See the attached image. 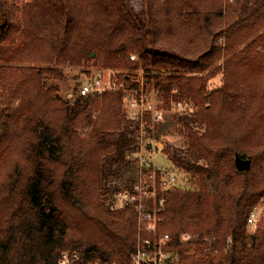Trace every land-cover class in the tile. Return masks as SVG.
<instances>
[{
  "label": "trees",
  "instance_id": "1",
  "mask_svg": "<svg viewBox=\"0 0 264 264\" xmlns=\"http://www.w3.org/2000/svg\"><path fill=\"white\" fill-rule=\"evenodd\" d=\"M92 63L116 71L114 88L72 101L46 82ZM213 69L224 82L210 90ZM139 70L194 105L175 116L187 147L165 152L195 188L165 190L159 172L152 188L144 170L147 209L174 236L166 249L179 264H264V222L248 230L264 197V0H0V264H58L64 251L129 261L137 213L107 202L134 192V154L156 137L148 114L142 136L123 108L142 92Z\"/></svg>",
  "mask_w": 264,
  "mask_h": 264
},
{
  "label": "rangeland",
  "instance_id": "2",
  "mask_svg": "<svg viewBox=\"0 0 264 264\" xmlns=\"http://www.w3.org/2000/svg\"><path fill=\"white\" fill-rule=\"evenodd\" d=\"M24 1L26 0H23V2ZM221 42H224V38L221 39ZM220 64L224 66V61H222ZM213 71H215L216 76L209 80L208 88L210 90L220 88L224 82L223 70L213 69L212 72ZM136 73H137V80L140 83H142V92L145 98L149 99L156 106L160 107V109L162 108L165 112L164 117L161 121L159 122L151 121L150 128H152V132L154 133L153 136L154 137L156 136V137L148 138L149 136L147 134V138L142 140V142H140V149L138 151L139 153L134 154L136 157H138L137 160L139 162V166L141 164V158H144L148 162H150L152 169L154 171L159 172V174L160 173L175 174L174 175L176 177L175 183L177 184L178 187L183 188V189H194L195 188L194 181L191 180V178L189 179L188 176L183 171L176 168L172 164L168 155L165 152V149L168 147H175L180 150H185V148L187 147L188 145L187 136L184 134L183 130H181L179 124L176 122L175 116L191 114L194 111V105L192 102H188L185 99L177 98L175 95L177 93L179 94L177 89L171 90V92L168 95L157 92L152 83H147L145 81L146 73L143 70H139ZM115 77H116V71L110 70V69H103L95 65L94 63H92L91 65L87 67L86 66L84 67H70V66L65 67L64 76L62 79H57L53 77L52 75H47L46 82L49 86H54L58 88L59 95L62 96V98L72 99L73 101L74 98H76V96L79 94L80 85H82L83 82L96 79V78H102L103 85H105V87L108 88V85L112 82V79ZM131 97H133V95L131 94V92L127 91L123 99V108L126 114L128 113L129 119L135 120L138 122L139 119L136 120L132 117V115L135 112L131 113L128 107V104H130L132 100ZM158 126H160L159 129H158ZM81 130H80L81 136L85 137L86 133H88L89 130L88 129H83L82 131ZM139 131L142 134V136L145 135L144 127L140 126ZM224 141L225 143L229 142L231 143V145H233L234 142H236V137L227 136L225 137ZM149 142L151 143L150 148H148L147 146ZM257 177H258L259 183L263 184L264 172H262L260 176L257 175ZM152 188H154V186H152ZM153 190L154 191H151L150 197L145 198V199L155 198V189ZM121 191L126 192L127 190L126 191L121 190ZM119 193L107 202V206H109L111 210H121V209L126 208V207H121L122 205L119 203V200H118ZM144 203L146 207L148 208L149 205L146 202ZM127 207H133V206H127ZM151 209L157 212V207H154V208L151 207ZM253 210L257 211V218L253 224H250L248 222V230L250 234L255 230L258 224H261L262 222H264V197H262V199L257 204L254 205L251 212ZM135 211L138 214L136 209ZM153 213L155 214V212ZM137 226H138V217H137ZM159 232L161 234L166 233L162 231L161 229ZM206 236H207L206 238L209 237L208 234ZM192 238L193 236H191V239ZM208 239L210 240L211 238H208ZM137 240H138V233H137ZM137 240H136V244H137ZM249 241H251L250 238H249Z\"/></svg>",
  "mask_w": 264,
  "mask_h": 264
},
{
  "label": "built area",
  "instance_id": "3",
  "mask_svg": "<svg viewBox=\"0 0 264 264\" xmlns=\"http://www.w3.org/2000/svg\"><path fill=\"white\" fill-rule=\"evenodd\" d=\"M132 60H137L135 55L131 56ZM115 87V83H110L108 88L103 85L102 78H96L83 82L80 85L79 93L81 95H88L90 93H101L107 89ZM133 95L128 107L131 113L135 112L132 117L139 119L141 126L146 129V123L143 121L145 115H149L152 122H159L164 117V110L156 106L149 99L145 98L143 92L132 93ZM144 170L149 171V178L152 181V186L155 187V178L157 171L152 169L150 162L141 158L139 180L135 185L134 192H120L119 203L121 207L133 206L138 214V240L135 251L131 254L129 261H103L100 258L91 260L88 264H179L180 257L176 250H167L166 247L173 244L174 236L170 232L161 234L160 223L157 214L147 209L145 205V198L150 197V185L145 181ZM161 186L165 190L178 187L175 174L160 173ZM148 181V180H147ZM257 218V211L253 210L249 216L248 222L253 224ZM189 232H181L179 234L180 242L187 243L191 239ZM82 261L79 252L64 251L58 264H80Z\"/></svg>",
  "mask_w": 264,
  "mask_h": 264
},
{
  "label": "water",
  "instance_id": "4",
  "mask_svg": "<svg viewBox=\"0 0 264 264\" xmlns=\"http://www.w3.org/2000/svg\"><path fill=\"white\" fill-rule=\"evenodd\" d=\"M236 164L238 170H248L251 167V160L244 159L241 156H236Z\"/></svg>",
  "mask_w": 264,
  "mask_h": 264
}]
</instances>
